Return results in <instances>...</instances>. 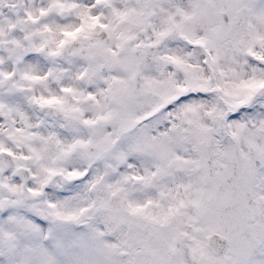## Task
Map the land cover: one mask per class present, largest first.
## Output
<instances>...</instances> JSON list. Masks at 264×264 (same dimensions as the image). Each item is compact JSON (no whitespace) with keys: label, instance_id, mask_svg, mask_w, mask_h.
<instances>
[{"label":"rangeland","instance_id":"obj_1","mask_svg":"<svg viewBox=\"0 0 264 264\" xmlns=\"http://www.w3.org/2000/svg\"><path fill=\"white\" fill-rule=\"evenodd\" d=\"M3 41L20 47L0 76L14 60L21 77L0 91V147L43 135L61 178L46 221L0 177V264H264V0H0ZM31 80L71 96L47 136Z\"/></svg>","mask_w":264,"mask_h":264},{"label":"flooded vegetation","instance_id":"obj_2","mask_svg":"<svg viewBox=\"0 0 264 264\" xmlns=\"http://www.w3.org/2000/svg\"><path fill=\"white\" fill-rule=\"evenodd\" d=\"M69 9H72V8H69ZM67 11H66V14H68ZM59 12H58V15H59ZM61 12L63 13V11ZM63 16H64V13H63ZM90 22L92 23L93 27L98 26V24L95 23V19L90 20ZM81 24L79 28H80V31L82 32ZM128 32L130 33V30ZM71 35L74 37L78 36V35H73V34ZM66 39L71 40L68 38ZM127 40L132 41V44H129ZM65 43L66 42H64L63 44H59L60 53L63 51V47ZM125 44L128 46H132L133 39L132 38L125 39ZM13 65H15L16 67L17 78L15 80H11L6 85L0 87V91H4L9 86L17 87L16 84L19 83L18 80L21 77V74L20 72H18V68H17L18 63L17 61H14V60H12L11 62V70L7 72L6 74H4L3 76H0V82L4 81L5 78L12 72ZM49 72H51V70ZM135 72H139V71H135ZM139 76H140V81H141V75ZM44 77L48 78L45 73H44ZM34 84H38V83H36L35 80H31V83L28 85V91L31 96L30 108L33 112V118H34L33 129L38 130L39 128L44 127L46 128L44 135L47 136V135H50V130H48L49 120H50L49 114L51 112L52 113H60L61 111L64 112L63 107H57V106L62 104L64 101H66V98H67L66 96L68 95L60 93L61 91H63V89H59L58 95H53L50 91L44 90L43 92L44 96H41V95H38L36 86ZM21 89H23V87ZM68 97H71V96H68ZM42 136H39V135L37 136L36 134L33 136L30 135L31 145L29 146L27 151L23 150L22 147L20 146H16L15 152H12L7 147H0V151H4L8 153L13 161V166L3 169L2 173H0V177L4 176L5 174L12 175L16 183L18 195L20 199L23 201L22 204L26 206L29 204V202H33L35 205L38 206L37 209L34 206L36 211L39 212L40 210H42L43 212L42 214H38L37 217L42 220L48 221L49 219L48 210H50L52 207L51 205H49L51 202L52 183H53L54 178L55 180H57L59 177L61 178V171H59L58 166H57V163L59 162L58 160L59 155L57 154L58 152L54 151V148H53L54 143L52 144L50 142L51 140L45 141L46 144L44 145L43 149H41V147L39 146H36V141L40 139ZM14 137L7 136L5 140L8 141L10 145L18 144L17 140ZM81 145H83V143H80V144H78V142L74 143L72 146L69 147L70 149H68L66 152L69 154L75 151L74 153H76L80 151L79 149L82 147ZM93 165H94L93 161L88 162L87 171L89 170L88 168ZM1 167L2 166L0 165V168ZM19 171L27 173V177H28L26 181L27 191L24 194H22L23 178L22 176H19V173H18ZM84 174H85V168L83 166L82 169H80V171L77 173V175L75 173L67 175V177L64 178L65 183L72 182L74 184V183L82 182L84 179ZM107 190L109 192L110 197L112 198V195L114 194L112 187L110 186L107 187ZM2 199H5L7 201L6 202V205H7L9 200L8 198L4 197L3 191H2V184L0 182V200Z\"/></svg>","mask_w":264,"mask_h":264},{"label":"water","instance_id":"obj_3","mask_svg":"<svg viewBox=\"0 0 264 264\" xmlns=\"http://www.w3.org/2000/svg\"><path fill=\"white\" fill-rule=\"evenodd\" d=\"M183 2H185V0H166V3L168 5H172V6H177L182 4ZM67 15H72L73 13V9H68L67 11ZM59 16L62 17L63 13L60 11L59 12ZM220 16L221 18L226 22L228 20V15L225 11H221L220 12ZM44 17H47V15H44ZM39 20V18L34 19L32 21V25H35L37 23V21ZM195 34L196 35H200L201 34V29H196L195 30ZM127 42H129V44H132V41L127 40ZM20 46L14 44L12 41H3L0 42V52H4V53H8V54H14V52L17 50V48H19ZM139 72H135L131 77H130V83L133 87L134 90H138L140 88V76H139ZM17 78V74H16V67L15 65L12 66V72L5 78L4 81L0 82V87L6 85L7 83H9L11 80H15ZM0 165L2 166L0 168V173H2L3 169L8 168L13 166V161L12 158L10 157V155L4 151H0ZM19 176H22L23 178V182H22V194H24L27 189H26V181L28 179L27 177V173L25 172H21L19 171ZM142 181V179L140 178H135L133 180L134 184H138ZM122 195V191H117L116 193H114L112 195L113 198L115 199H119ZM6 200L2 199L0 200V208H4L6 206Z\"/></svg>","mask_w":264,"mask_h":264},{"label":"trees","instance_id":"obj_4","mask_svg":"<svg viewBox=\"0 0 264 264\" xmlns=\"http://www.w3.org/2000/svg\"><path fill=\"white\" fill-rule=\"evenodd\" d=\"M64 41L60 42L59 44H63L64 42H68L66 38L63 39Z\"/></svg>","mask_w":264,"mask_h":264}]
</instances>
